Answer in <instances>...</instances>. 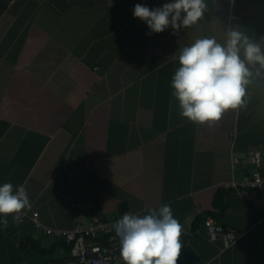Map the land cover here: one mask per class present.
<instances>
[{
    "label": "crops",
    "instance_id": "crops-1",
    "mask_svg": "<svg viewBox=\"0 0 264 264\" xmlns=\"http://www.w3.org/2000/svg\"><path fill=\"white\" fill-rule=\"evenodd\" d=\"M167 2L0 0V186L31 202L0 224V264H75L65 231L162 204L182 225L177 264H264V188L225 186L258 168L256 152L264 168V74L213 126L182 117L171 87L198 38L236 28L264 44V0H205L190 28L146 34L134 6ZM209 217L240 239L211 240Z\"/></svg>",
    "mask_w": 264,
    "mask_h": 264
},
{
    "label": "clouds",
    "instance_id": "clouds-1",
    "mask_svg": "<svg viewBox=\"0 0 264 264\" xmlns=\"http://www.w3.org/2000/svg\"><path fill=\"white\" fill-rule=\"evenodd\" d=\"M206 7L205 0H171L152 9L137 3L133 16L147 24L148 35L169 27L176 34L200 21ZM225 37L223 43L215 36L198 38L179 49L180 66L171 79L172 95L179 102L180 115L192 122L213 126L226 111L245 107L251 77L264 74V44L236 28H230ZM30 208L23 185L15 190L11 183L0 186V224L4 227L9 225V215L12 223H22V213ZM148 213H124L112 224L121 259L125 264H177L182 248L181 223L169 204Z\"/></svg>",
    "mask_w": 264,
    "mask_h": 264
},
{
    "label": "built area",
    "instance_id": "built-area-1",
    "mask_svg": "<svg viewBox=\"0 0 264 264\" xmlns=\"http://www.w3.org/2000/svg\"><path fill=\"white\" fill-rule=\"evenodd\" d=\"M253 159L256 161L258 168L251 175H245L241 179L227 182L225 186L239 192L246 189L261 191L264 188V168L259 169L260 160L258 152L254 154ZM123 214L113 221L103 218H93L87 223L78 224L75 228L63 233L66 240L73 244L72 252L75 264H119L122 260L119 251V238L116 237L112 224L122 217ZM26 216L25 212H23L22 220ZM30 217L34 222L39 224L38 212H32ZM205 226L208 237L213 241L221 239L224 248H229L241 237L240 233L235 229L226 228L222 224L216 223L210 217L205 220ZM57 233L62 232L58 231Z\"/></svg>",
    "mask_w": 264,
    "mask_h": 264
}]
</instances>
